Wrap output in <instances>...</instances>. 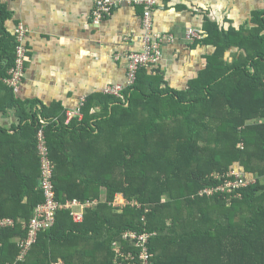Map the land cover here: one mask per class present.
I'll list each match as a JSON object with an SVG mask.
<instances>
[{"label":"trees","instance_id":"16d2710c","mask_svg":"<svg viewBox=\"0 0 264 264\" xmlns=\"http://www.w3.org/2000/svg\"><path fill=\"white\" fill-rule=\"evenodd\" d=\"M10 18L0 0V117L17 118L9 129L0 124V219L17 222L0 229V264H114L117 241L140 255L130 232L155 235L151 264H264V121L251 123L264 120V12L240 29L205 22L191 45L214 51L187 90L168 87L161 60L140 69L123 98L87 99L83 119L70 123L63 107L22 100L5 85L15 63ZM40 130L57 200L100 203L82 223L60 211L23 252L25 224L44 202ZM234 167L255 182L200 194ZM119 194L130 202L122 211Z\"/></svg>","mask_w":264,"mask_h":264},{"label":"crops","instance_id":"0c3cea01","mask_svg":"<svg viewBox=\"0 0 264 264\" xmlns=\"http://www.w3.org/2000/svg\"><path fill=\"white\" fill-rule=\"evenodd\" d=\"M97 1L2 0L11 16L7 32L14 37L20 25L29 31V63L18 97L79 111L90 97L125 84L126 57L142 51L143 10L123 5L95 24ZM256 12H264V0H161L153 12L154 33L175 39L163 46L158 67L168 87L187 90L205 69V56L213 54L211 47H195L186 40L189 29L202 32L206 21L225 30L240 29ZM12 118L0 117V124L7 128L8 121L12 126Z\"/></svg>","mask_w":264,"mask_h":264},{"label":"built area","instance_id":"2783aa9c","mask_svg":"<svg viewBox=\"0 0 264 264\" xmlns=\"http://www.w3.org/2000/svg\"><path fill=\"white\" fill-rule=\"evenodd\" d=\"M126 5L134 8H141L143 10L142 16V51L139 53H132L126 57L128 63V70L124 85H117L110 87L105 91V95L123 98V93L131 88L137 80L138 71L142 68L152 69L157 68L163 57V46L165 44H172L175 39L172 35H161L154 33L153 12L161 7V0H98L93 10L95 24H100L109 19L115 10ZM15 63L8 72V77L4 81L5 85L19 92L26 76L27 65L29 63V49H28V34L29 31L22 25L15 30ZM203 34L195 29H189L186 32V40L189 43H194L195 40H202ZM84 106V104H83ZM76 118L83 119L82 109L79 111L68 112V123ZM38 154L41 165L40 189L44 195V202L38 205L35 210L34 217L25 224L27 228V237L20 241L19 245L26 252L37 241L39 234L53 227L57 220V215L60 211L66 210L70 212L75 223H82L85 221L87 211L96 209L100 203L98 200L88 201L82 203L79 200L67 201L65 203L59 202L56 197L54 177L55 165L50 158V151L47 145L46 137L43 130L38 133ZM219 176V175H217ZM223 183L217 187L207 188L200 192L201 195L213 196L215 193H233L241 187H247L253 183L249 179V175L237 167L222 178ZM120 198L119 196L117 199ZM126 199L125 197H123ZM127 200V199H126ZM118 201V200H117ZM130 202L127 200L114 205L122 211ZM137 204L138 203H132ZM16 221L10 218L0 219V229L13 228ZM153 234H137L135 232L127 233L125 239L131 241V246L140 248L139 256L133 251H126L125 245L121 241L113 244V251L115 254L114 264H151L152 255L150 253L149 242L154 237ZM24 256L21 255L20 259ZM55 264H63L58 262Z\"/></svg>","mask_w":264,"mask_h":264},{"label":"rangeland","instance_id":"374dc122","mask_svg":"<svg viewBox=\"0 0 264 264\" xmlns=\"http://www.w3.org/2000/svg\"><path fill=\"white\" fill-rule=\"evenodd\" d=\"M26 73H27V71H26ZM25 77H26V76H25ZM24 79H25V78H24ZM23 83H24V82H23ZM11 115H12V117H14V116H13V115H14L13 112H12ZM12 119H13L14 123L17 122V118H16V117H14V118H12ZM263 121H264V120H261V121H260V120H256V121H252L251 123H259V124H261V123H263ZM14 123H13V124H14ZM6 126H7V128L9 129V127L11 126V124H9V122L7 121V125H6ZM249 179H250V180H253V179H256V178H255L254 176L251 175V176H249ZM253 182H255V181H253ZM262 183H264V178H262ZM118 196H119L120 198H118V199L116 198L115 203H117V202H118V203H121V202H124V203H125V201H127L126 199L123 198V197H124L123 195H120V194H119V195H117V197H118ZM117 200H118V201H117ZM115 203H114V204H115Z\"/></svg>","mask_w":264,"mask_h":264}]
</instances>
